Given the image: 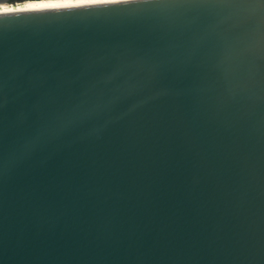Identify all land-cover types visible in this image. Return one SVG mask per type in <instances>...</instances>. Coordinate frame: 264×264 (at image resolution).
Listing matches in <instances>:
<instances>
[{
  "label": "water",
  "instance_id": "obj_1",
  "mask_svg": "<svg viewBox=\"0 0 264 264\" xmlns=\"http://www.w3.org/2000/svg\"><path fill=\"white\" fill-rule=\"evenodd\" d=\"M0 264H264V0L0 12Z\"/></svg>",
  "mask_w": 264,
  "mask_h": 264
},
{
  "label": "bare ground",
  "instance_id": "obj_2",
  "mask_svg": "<svg viewBox=\"0 0 264 264\" xmlns=\"http://www.w3.org/2000/svg\"><path fill=\"white\" fill-rule=\"evenodd\" d=\"M105 1H116V0H25L15 4L0 3V12L44 9V8L97 3V2H105Z\"/></svg>",
  "mask_w": 264,
  "mask_h": 264
}]
</instances>
